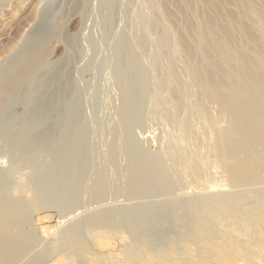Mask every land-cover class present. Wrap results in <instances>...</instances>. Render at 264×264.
<instances>
[{
	"label": "rangeland",
	"instance_id": "374dc122",
	"mask_svg": "<svg viewBox=\"0 0 264 264\" xmlns=\"http://www.w3.org/2000/svg\"><path fill=\"white\" fill-rule=\"evenodd\" d=\"M163 1L0 0V224L17 219L18 236L0 241L8 264H210L205 242L245 250L264 230V164L228 186L230 159L210 160L199 132L203 120L228 128L203 100L225 89L199 80L226 55L180 58L185 20L162 22Z\"/></svg>",
	"mask_w": 264,
	"mask_h": 264
},
{
	"label": "bare ground",
	"instance_id": "6f19581e",
	"mask_svg": "<svg viewBox=\"0 0 264 264\" xmlns=\"http://www.w3.org/2000/svg\"><path fill=\"white\" fill-rule=\"evenodd\" d=\"M162 5L164 6L162 7L163 9H161L162 22H171V20L174 18L176 19L175 16L181 17V15L184 18L182 20H185V28H182L185 32V34H183L184 43L181 41V44L176 47L177 51H180L178 52L180 58L182 57L185 59L187 58L186 56L195 54L203 58V61H206L209 58L226 55L225 58L217 60L206 71H204L200 75L199 80L212 83L225 89V92L209 94V96L204 97L203 100L207 99L212 101L210 104L214 103L217 105L219 114L228 117V128L223 129L224 127H221V131L219 130V132H215L210 129V126L213 124L209 125L206 120H203L200 124L199 132H202L203 136L206 135L204 139H206L205 143H207V145L205 146L207 147L206 151H208L209 155H207L209 156L210 160H213L214 154L230 159V164H228L226 168L222 169L226 184H246L248 181H250L249 179L253 174L252 172H257L264 164V0H164L161 6ZM166 5L172 6L174 12L171 11V13L170 11H167L166 9H168V7L165 8ZM167 24H169V22ZM192 35L196 36L197 42L195 44H192L190 41L188 42V37H191ZM178 43H180V41H178ZM245 44L250 47H246L242 54L235 56L229 54L234 46ZM249 92H256V97L248 96L247 93ZM204 104L201 102L199 111L196 110L197 116L203 117L201 112L207 109ZM174 107L178 108V105H174ZM215 111L216 110H214V112ZM173 112L176 111L173 110ZM211 113H213V111H211ZM219 114L217 115L218 117ZM207 118L213 122L211 119L214 118H211L210 113L208 114ZM214 124L216 125V123ZM220 126L218 125L217 127L219 128ZM206 147H204V149ZM203 154H205L204 151ZM217 169L220 170V168ZM256 172H254V174H256ZM203 176L201 179H203ZM223 176L222 178H224ZM211 177H213V175H211ZM214 178L211 180L214 181ZM213 183H211V185L215 184ZM215 185H218V182ZM219 197H217V199ZM217 199L213 202L219 206H222L224 204V202H222V198H220L222 201ZM16 220L17 219L9 215L7 216L6 213L4 221H2L0 224V241L3 237L5 238V241L17 240L18 236L16 233L13 231V234L12 231H10V235V232L7 228L12 223L15 224L17 222ZM261 229L262 228L258 229L259 231L256 229V235L258 237L257 241L254 243L251 241L252 243L250 242L245 244V250L242 249L243 247L241 245L238 247L240 242L237 244V246L235 243H231V240L230 242L228 241L224 245L220 246H215L216 244L212 245L208 241L205 242L206 247L209 249L207 258L209 263L264 264V262L260 261L261 259L259 258V260L257 256V251L264 249V230ZM4 232L9 233L7 234L8 236L6 234H4L6 237L1 236V233ZM2 240L4 241V239ZM17 243L18 241L15 243V245ZM97 243L98 246L102 245L106 247L109 245L108 242L104 241H98ZM22 244L20 246H22ZM25 245L26 243H24L23 246ZM15 253L16 252H14L13 255ZM10 255L12 254L10 253L9 256ZM146 255L147 256H144L141 260V264H158L155 262V260H153V258H150L148 254ZM126 256H128V254L123 257L126 258ZM7 257L8 256H6V258L1 257L0 264H8V262H11L10 257L9 259H7ZM11 259L13 260V258ZM15 259L16 258H14V260ZM18 261L19 260H17V262ZM138 263L140 264V261ZM175 263L178 264L176 261ZM175 263L168 262L166 264ZM200 264L207 263L203 262Z\"/></svg>",
	"mask_w": 264,
	"mask_h": 264
}]
</instances>
